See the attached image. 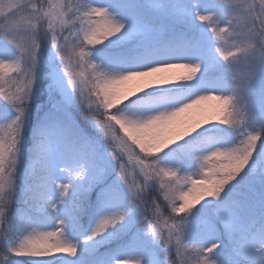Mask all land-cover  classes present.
Wrapping results in <instances>:
<instances>
[{"label": "snow or ice", "instance_id": "6c2138e0", "mask_svg": "<svg viewBox=\"0 0 264 264\" xmlns=\"http://www.w3.org/2000/svg\"><path fill=\"white\" fill-rule=\"evenodd\" d=\"M0 264H264V0H0Z\"/></svg>", "mask_w": 264, "mask_h": 264}, {"label": "rangeland", "instance_id": "374dc122", "mask_svg": "<svg viewBox=\"0 0 264 264\" xmlns=\"http://www.w3.org/2000/svg\"><path fill=\"white\" fill-rule=\"evenodd\" d=\"M182 72H183V70H181V69H176V70H175V73H176L177 75L181 74Z\"/></svg>", "mask_w": 264, "mask_h": 264}]
</instances>
